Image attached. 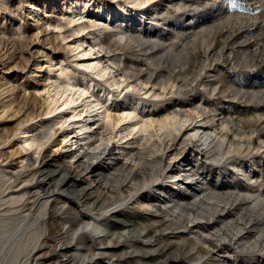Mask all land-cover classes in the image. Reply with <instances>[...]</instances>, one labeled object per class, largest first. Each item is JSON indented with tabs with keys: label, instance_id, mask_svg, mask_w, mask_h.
<instances>
[{
	"label": "rangeland",
	"instance_id": "374dc122",
	"mask_svg": "<svg viewBox=\"0 0 264 264\" xmlns=\"http://www.w3.org/2000/svg\"><path fill=\"white\" fill-rule=\"evenodd\" d=\"M84 1H88L91 5L83 11L81 17L77 13L69 17V12H71L69 0H0V104L6 100H11L14 106H19L20 102V114L18 112L17 115L19 117L22 115V118H24V114H30L33 108V111L36 112L32 111L33 113L23 120H17L16 116H14L15 118L12 116L0 117V169L9 174L8 176L14 175V180H11L8 176L3 178L6 182L0 201H5L0 203V219H6V223L4 222L2 225H6V229H9L7 225L13 228L11 233L17 227L13 214L19 213L16 208L21 203H18L17 206L15 204L11 205L7 197H10L11 200L30 188V183L26 181V174L39 167L36 163L31 165L32 160L40 159L41 155L49 152L46 161L61 158L59 163L64 164L71 161L74 155L81 157L85 154L84 150L91 152L86 143L107 139L111 135V128L106 127L104 121L97 120L99 117L96 116L97 113L93 104L97 102L106 103L107 108L113 115H118L121 110L135 109L137 114L150 119H163L173 115L174 111L180 110L179 112H182L183 110L182 113L189 114L192 112L194 119L181 131V134H176V139L168 141V138H166L165 146L168 148H165L166 153H164L163 159L165 160L166 157L167 160V156L172 157L180 148L182 155H177L176 164L183 163L184 166L182 167L184 169L187 160H192L190 162L198 166L195 172L196 175L192 176V180H189L186 175L182 176L180 180L171 178V175L166 172L167 163L165 160L158 181L141 191L147 195L157 197L160 191H156L155 186L165 189L171 187V182L177 181L180 188L175 186L178 190L176 192L191 196L189 203L183 204L185 210L174 209L173 211L167 210V212L165 209L162 213L161 211L154 212L155 209L140 211V209L134 208L132 203L136 202V198L130 195L129 186L133 188L132 183H135V180L130 181L132 185L127 184L128 181L125 183L126 188L128 187L126 192L128 194L125 193V198L117 201L116 187L118 183L116 182L125 178V172L113 169H109L107 173L98 178L102 185L97 180L96 183L99 187L101 186L100 190L102 189V192H100L102 196L98 198L96 193L91 194L92 196L88 195L91 192L90 189L80 196L81 193L78 190L86 186L84 182L79 185L81 177L79 179L72 177L67 185L63 183L65 192H62V190L57 191L58 177L62 176V172L53 173L51 169H47V176L51 179L45 182L41 194L42 198H51L50 200H52L60 196L68 202L72 209H76L84 216L100 222L109 217L111 224H108L110 226L109 230H106L108 233L97 234L90 227L86 230H78V234L87 235L86 237L90 242H93L94 237H104L105 235L106 237L109 236L107 242L111 240L120 241L119 245L108 246L112 253L111 256L96 257L95 260H102L106 264H124L126 262L134 264L135 262L131 261H136V256L142 253H132V250L128 247L131 242L142 241L140 236L145 231L150 232V235L144 242L152 246L149 256L153 258V261L149 264H213V262L205 260L208 256L199 260H190L194 250L185 240L194 239L193 231L196 228L189 234L179 224L173 226L172 230H165L164 233H161L164 224L163 222L158 223V220L172 221V218L180 213V215H184L183 217L186 218L185 221L187 222L191 213H194L196 218L191 217L194 222H187L189 223L188 226H193L195 222H202V217H208V213L202 211L204 208H208L207 205L213 204L215 208L217 206L226 208L227 206V211L221 213L222 221H224V225L221 224L222 228L230 229L226 233L237 232L239 226H246L248 229L240 233L245 238L243 243L241 242L240 245L233 244L228 248L230 249L231 258H237L236 262L233 259V262L220 264H264V138L259 139L257 137L259 131L250 133L249 129L253 126L258 127L260 131L264 130V0H153L151 5H146L151 8L146 10L148 15L146 14L143 18L139 16L140 9L130 4H126L128 12L121 13L114 9L115 3H113V0H80V3H84ZM180 1H187L186 6L188 7H179ZM34 7L41 9L37 17L33 14ZM99 9L105 11V14L101 17L98 16ZM110 9L115 11L109 13ZM186 13L201 17L199 23H195V28L180 31L176 26L173 27V21L181 19V15ZM93 23L96 24L95 27L91 26ZM133 28L138 30L130 33L126 31ZM139 30H142V32H138ZM123 32L126 35L123 39L119 38L120 36L117 37V34ZM201 34L202 36H200ZM157 36L162 37L161 44H159V40L155 39ZM153 41H157L158 45L154 44ZM183 46L188 47L189 53L183 51L180 56H172L174 54L170 48L183 50ZM146 49H149V51H146ZM146 57L148 60H146ZM187 58L189 59L187 60ZM89 63L97 64V69H87ZM124 64L129 65L127 67L128 72L125 73L132 77L124 75ZM191 66L192 68H190ZM99 70L104 71L103 77L95 73ZM134 70L135 72H133ZM149 74L152 76V82L147 83L145 79ZM67 75L73 77L71 83L77 86L76 90L79 88L84 89L89 92L91 97L85 96L67 107L60 106L55 113H52L53 115L43 114V110L45 111L48 105L47 98L50 95H55L53 88L60 84L64 85L63 81L65 82ZM171 76L177 81L168 80ZM57 83L58 85H56ZM169 83H174L175 87L170 86ZM3 86L5 87L2 89ZM178 88L179 90H177ZM14 99L18 102L16 100L14 102ZM60 99L63 101L62 96ZM108 99L109 101L106 102ZM200 103L204 105L203 111L197 114L194 108L199 107ZM25 104L26 106H24ZM27 106L31 109L28 110ZM36 115L40 117L37 118ZM24 120H26V123L23 122ZM60 120H68V122L63 127L62 123H59ZM134 120L131 119L117 127L115 130L117 139L115 138L113 144L109 145V148H114L113 152H115H112L114 157L111 156V159H109L108 156H102L104 157L103 165L109 164L111 165L110 168L113 166L120 167L121 164H117V161L125 162L127 153L137 154V152H140L139 150L143 152L145 147L157 140L156 136L150 137L147 134V138L146 134L130 133L129 122L131 123ZM224 121H228V123H225L228 124L227 130H222L221 124ZM81 123L84 124L83 130H81ZM20 124L22 125L20 126ZM242 124L248 127L246 129L247 133L237 135ZM18 128L21 130H18ZM197 128H201L199 129L201 131L205 128L206 132L211 130L210 134L213 135L212 138L215 140L213 144L208 145L204 155L196 150V147L202 143L201 140H198V137L191 136V140L187 141L186 145L185 143L182 144L187 136L190 137V132ZM229 129H231L230 132H228ZM48 130L55 136L49 139L48 144L46 143L47 145L43 149L38 150L37 142L34 140L37 137H42L44 132L46 133ZM222 132H226L223 134H228V139L235 143H245L242 145L240 152L229 153L225 156L217 154L215 144L219 139L218 135ZM65 135H69L71 138L63 141ZM124 136L125 138L122 139ZM241 136L243 137L241 138ZM248 140L253 142L251 147L247 145ZM29 143L32 146H29ZM61 143H63L62 146ZM226 144L228 145V143ZM22 146H25L28 150L23 151ZM121 150L125 152L123 153ZM144 151L146 152V150ZM81 160L86 161L88 159L82 157ZM52 165L58 166V163L53 162ZM145 170L147 169L142 172ZM140 174L141 172L138 171L134 177L138 179L141 176ZM201 174H203L204 179L199 178ZM9 179L11 182H9ZM192 181L197 183L198 187L201 186V189L195 195L188 193L185 187L187 183ZM133 194H135L134 191ZM106 195L109 199L104 200L103 197ZM87 199L90 203L96 201L101 204L103 202L105 208L97 213L91 211L87 206L82 205L83 201H87ZM201 200L202 202H200ZM61 201V199L54 200V203L57 202L58 206ZM62 203L58 207H62ZM227 203L230 204L227 205ZM167 204L173 205L169 202ZM162 207L165 208L164 205ZM8 208H12L11 211ZM48 209L55 217V222L57 221L56 223L59 224L58 228L56 225L54 226L51 237L45 230H41L43 224L40 222L43 219L46 220L47 216L40 217L38 224L35 222L37 224L35 227L40 224V229L37 230L33 224L31 225L34 221L31 219L34 216L31 215V220L27 218L20 224L28 225L31 222L29 224L33 229L31 230L29 227L24 233L21 227L18 233L12 236L13 238H9V241H12L10 243L15 240L17 243L19 240V249L13 248L12 250V247L16 246L15 242L12 247L10 243V245L3 244L4 246H0V249L2 247L6 249V251L2 250V254L0 253V256L3 255L0 257V264H33V256L38 260L35 264L49 263L54 253L49 252L48 241H55L53 235L56 234V230L64 227L63 225L60 226L61 223L66 219L73 221V216L69 212L58 214L54 208L48 207ZM217 209L219 210V208ZM20 214L25 215L26 211ZM34 214L35 217H38L40 212L36 211ZM58 217H60L59 221ZM253 220L255 221L250 222ZM9 221L14 223L11 222L10 224ZM29 230L32 232L30 233ZM156 230L157 232H155ZM3 231H0V234L3 235H0L1 242L3 238L2 243H4V239L8 240L11 234L7 233L6 236ZM161 235L165 236V239H162ZM27 236L28 238L25 240ZM32 238L36 241H32ZM1 242L0 245H2ZM30 243L31 247L29 246ZM254 243L257 245L254 246ZM20 244H22L21 247ZM251 244H253V247L250 246ZM23 247L25 248L23 249ZM78 247L83 250V254L86 253L85 248L81 245H78ZM94 248H96L95 245ZM73 253L74 251H72ZM51 254L52 256H50ZM4 256L6 257L3 258ZM81 256L79 253L76 259L78 260ZM107 258H110L111 261ZM210 259L219 262L215 256L210 257Z\"/></svg>",
	"mask_w": 264,
	"mask_h": 264
},
{
	"label": "bare ground",
	"instance_id": "6f19581e",
	"mask_svg": "<svg viewBox=\"0 0 264 264\" xmlns=\"http://www.w3.org/2000/svg\"><path fill=\"white\" fill-rule=\"evenodd\" d=\"M4 1V0H3ZM70 1V4H71V12H69V17L71 15H73L74 13H77L80 17H81V14L83 13V11L87 10L91 4H89V2L87 1H84V3H80V0H69ZM153 0H113V3H115V8L114 9H117V11L121 12V13H124V12H128L127 11V8H126V4H130L132 5L133 7H137L140 9V17L143 18L144 16H146L147 12L146 10L151 8L150 6H146V5H151V2ZM181 4H179V7H183V6H186V3L187 1H180ZM5 5V4H4ZM189 5V4H188ZM178 7V8H179ZM188 7V6H186ZM185 7V8H186ZM187 9V8H186ZM41 11L40 8L38 7H34L33 9V14L35 17L38 16L39 12ZM115 10H111L110 9V12L109 13H112L114 12ZM149 11V10H148ZM118 13V12H117ZM105 14V11L103 9H99L98 11V16L101 17ZM132 14V13H131ZM76 15V14H75ZM148 15V14H147ZM151 16V15H150ZM181 19L179 20H174L173 21V27H177L180 31L182 30H189V29H192L193 27L195 28V23L198 22L201 17L200 16H197L196 14H189V13H186V14H182L181 15ZM139 17V18H140ZM149 18V17H148ZM199 23V22H198ZM60 24V23H59ZM92 27H95L96 24L93 23L91 25ZM89 27V26H88ZM213 28V27H212ZM134 29V30H133ZM130 29V30H126V31H129L130 32H134L135 30H138V29ZM138 32H142V30H139ZM189 32V31H188ZM182 33V32H181ZM191 33V32H190ZM116 35V34H115ZM114 35V36H115ZM199 35V34H198ZM120 36L119 38L123 39L126 35L123 33H120V34H117V37ZM202 36V34L200 35ZM204 36V34H203ZM129 37V35H128ZM3 38V37H2ZM1 38V39H2ZM152 38V37H151ZM150 39V38H149ZM157 39V41L159 40V44H161L160 40H162V37H158L155 38ZM152 42V40H150ZM157 41H153L154 44L158 45ZM196 41V40H195ZM202 41V40H201ZM204 41V40H203ZM146 42V41H145ZM192 42V41H191ZM191 42H188V43H191ZM200 42V40H199ZM141 43V42H140ZM197 43V42H196ZM205 43V42H204ZM115 44V43H114ZM117 44V43H116ZM163 44V43H162ZM164 45V44H163ZM196 45V44H195ZM203 45V43H202ZM192 46V45H191ZM197 46V45H196ZM209 46V45H208ZM1 47V45H0ZM162 47V46H161ZM173 47V46H172ZM182 47V46H181ZM183 50H173V48H170L172 49L171 51H173L172 53L174 55L172 56H180L182 55L183 51H187V53H189V49L187 46H183ZM156 48V47H155ZM193 48V47H192ZM5 49V48H4ZM93 49V48H92ZM150 49V48H149ZM149 49L146 51H149ZM154 49V48H152ZM161 49V48H160ZM128 50V49H127ZM166 50V49H164ZM195 50V49H194ZM7 52V50H6ZM167 53V52H166ZM170 53V51H169ZM132 54V53H131ZM165 54V53H164ZM202 54V53H201ZM134 55V53H133ZM186 55V54H185ZM217 55V54H216ZM152 56V55H151ZM156 56H157V53H156ZM155 54H154V58L156 57ZM159 56V55H158ZM209 56V55H208ZM215 56V55H214ZM218 56V55H217ZM49 57V56H48ZM161 57V56H159ZM197 57V56H196ZM202 57V56H201ZM213 57V56H212ZM216 57V56H215ZM50 58V57H49ZM48 58V59H49ZM178 58V57H176ZM189 58H187L188 60ZM195 59V58H194ZM146 60H148V58L146 57ZM159 61V60H158ZM178 61V60H177ZM185 61V60H184ZM53 62V61H52ZM146 62V61H145ZM186 63V62H185ZM190 63V62H189ZM200 64V63H199ZM97 64H91L89 63L88 66H87V69L89 70H96L97 67H96ZM140 65V64H139ZM184 65V64H183ZM129 65H125L124 64V67H123V72H124V75L127 76V77H132L131 75H127L125 72L127 71V67ZM148 66V65H147ZM206 66V65H204ZM43 67V66H42ZM52 67V66H51ZM143 67V66H142ZM136 68V67H135ZM147 68V67H146ZM189 68V67H188ZM192 68V66L190 67ZM39 69V68H38ZM198 69H202V68H198ZM148 70V69H147ZM180 71V70H179ZM122 72V73H123ZM128 72V71H127ZM135 72V70L133 71ZM138 72V71H137ZM152 72V71H151ZM97 75H99L100 77L104 76V71H96L95 72ZM140 73V72H138ZM164 74V73H163ZM177 74V73H175ZM123 75V74H122ZM142 76V75H141ZM145 76V74H144ZM162 76V74H161ZM167 76V75H165ZM177 76H179L177 74ZM185 76V75H184ZM124 77V76H123ZM196 77V76H195ZM194 77V78H195ZM1 78V77H0ZM141 78V77H140ZM159 78V76H158ZM162 78V77H161ZM3 79V78H2ZM73 77L71 75H67L65 77V82L63 81L64 85H58V83L56 85L58 86H55L53 88V90L55 91V95L52 96L50 95L47 99L48 102L47 104V107L45 109V111L43 110V114H46V115H49V114H52L53 112L55 113V111L57 110L58 107L62 106V107H67L68 105L72 104V103H76L74 101L76 100H81L83 97H88L90 94L88 91L84 90V89H77V86L76 85H73L71 83ZM139 79V78H138ZM120 80V79H119ZM137 80V78H136ZM140 80V79H139ZM142 80V79H141ZM168 80H172V81H177L176 79H174V77H169ZM122 81V80H121ZM144 82V81H143ZM145 82H152V76H147V78L145 79ZM157 82V81H156ZM193 82V80H192ZM9 83V82H8ZM62 83V84H63ZM116 83V82H115ZM119 83V82H118ZM188 83V81H187ZM117 84V83H116ZM170 86H174L173 85L174 83H169ZM2 85V84H1ZM5 85V84H4ZM12 85V84H10ZM188 85V84H187ZM177 86V85H176ZM5 86L2 87V89L4 88ZM12 87V86H11ZM167 87V86H166ZM165 87V88H166ZM184 87V86H183ZM186 87V86H185ZM184 87V88H185ZM10 88V87H9ZM8 88V89H9ZM182 88V86H181ZM1 89V88H0ZM7 90V89H5ZM4 90V91H5ZM179 90V88L177 89ZM3 91V90H1ZM105 91V90H104ZM7 93V91H5ZM108 92V91H107ZM1 93V92H0ZM96 94V93H95ZM109 94V93H108ZM111 94V93H110ZM58 96L57 98L55 96ZM98 95V94H97ZM62 96V100L60 99V97ZM30 97V96H29ZM91 97V96H89ZM111 97V96H110ZM5 98V97H4ZM11 98V97H10ZM14 98H15V95H14ZM94 98V97H93ZM112 98V97H111ZM8 99V98H6ZM17 99V98H16ZM14 99L13 101L16 102L17 100ZM45 99V98H44ZM110 99V98H109ZM106 100V102L109 101ZM16 100V101H15ZM19 100V99H18ZM29 100V99H28ZM27 100V101H28ZM92 100V98H91ZM94 101V100H93ZM18 102V101H17ZM91 102V101H90ZM96 102V101H95ZM94 102V103H95ZM22 103V102H21ZM15 104V103H14ZM18 104V103H16ZM87 104H88V101H87ZM203 104V103H202ZM200 103V106L199 107H195L194 109H196V113H200L202 112V108L204 107V105H202ZM94 107H95V112L97 113L96 116L99 117V119H97L98 121H104L105 122V125L106 127H110L111 128V131H110V136L107 137V139H100V140H95V141H91V142H88L86 143L88 149H91V152H87L86 150L85 151V154H83L81 157L77 156V155H74L72 156V159L71 161L67 162V163H64V164H60L59 163V160L61 158H54L50 161H46V158L49 157V152H47L48 154H43L41 155L42 157L39 159H36L35 161H33L32 159H28V160H32V164L30 162L31 165H33L34 163H36L39 167L37 169H34L33 171H30L27 175V178H26V181L28 183H30V188L27 189L25 192H21L22 194L20 195H16V197H14L13 199L10 200V197H7L9 202H11V205H16L19 203H21L20 205H18V207L16 208L17 211H19V213H10V214H13V219L15 220V224L17 225V227L14 229V231L11 233L12 229L13 228H10L9 225L8 228L9 229H6V225H2L4 222L6 223V219H3L1 218L0 219V231H3V234L6 233V236H7V233H11L10 236L8 237V240L4 239V243L3 242V238H2V245L0 246H4L3 244H9L10 242L12 241H9V238H13L12 236H15V234L18 233V230L21 229L22 227V232L26 233L25 231H27L26 229L29 227L31 228V225L33 224L34 227L35 225L38 224V221L40 222V217H46V220H41V230H45L46 233L48 235H50L51 237V233L54 231V226L56 225V227L58 228L59 227V224H57L55 222V217L52 216L51 212L49 211V209L47 210V208H54V210H56V212L58 214H65L66 212H69L70 215L73 216V221L71 220H67L66 221H62L63 223H61L60 226H64V227H61L59 230H56V234L53 235V237L55 238V241H48L49 242V245L47 244V242H45L48 246H49V252L50 253H54L53 254V258H51V260L53 261H49L48 264H106L104 263L102 260H95L97 256H111L112 253H111V250L108 249L110 247L108 246H112V245H119L120 241L118 242H115V241H106L108 239V237H106V235L104 237H94L93 238V242H90V240L88 239V237H86L87 235H84V234H78V230H86V228H92L94 229L97 234H100V233H105L108 231L106 230H109L110 226H108V224H111L110 223V220H109V217L108 218H105L103 220V222H100L96 219H93V218H90V217H86L84 216L82 213H80L79 211H77L76 209H72L70 205H68V202L66 200H64L62 197L60 196H57L55 198H53L52 200H50L51 198H45L43 199L42 198V191L44 189V186H45V182L47 181H50L49 177L47 176V172L46 170L47 169H51L52 172H57V171H60L62 172V176L61 177H58L59 179V185L56 186L57 188V191L58 190H62V192H65L64 188H63V183L65 185H67L69 183L70 180H72V177H77L79 179V177H81V182L79 183L82 184V182H84V184L86 185L85 188H81L80 190H78L82 196V194L87 191V190H91V192H89L88 195L92 196L91 194H94L96 193L97 194V198L98 197H101L102 194H100V192H102L100 190V187L102 186L101 183L99 182L98 178L102 177L104 173H107L109 171V169H113V170H120V171H123L125 172V178L122 179L121 181L118 180V185L116 187V190H117V201L121 200V199H124L125 198V193L127 192V189L128 187L126 188L127 185H125V183L127 182V184H131L132 181H136L135 183H132L131 185L134 186L133 188L129 186V193L130 195L132 196H135L136 198V202L132 203L133 204V207L136 208V209H140V211H152L150 209H155L154 212H158V211H161L162 213L164 212V210L166 209V211L170 210V211H173L174 209H179L180 211H183L185 210V207L183 206V204H187L189 203V199L191 198V196L189 194H185V193H178L176 191L177 188H180L179 187V184L177 183V181H174V182H171V187H168V188H160L159 186H155L154 188L157 190L160 191V194L156 196H152V195H147L145 194L144 192H142L141 190L146 187H149V185L153 184V183H156L158 181V178L160 177V172L163 171V166H164V161L166 160V157H165V160L163 159L164 157V153L165 152V148L167 146L166 145V138H168V141H173L174 139H176V134H181V131H183V129L190 123L191 120H193V116L191 113L187 114V113H182V112H179V111H174V114L172 112L173 115H170V116H167L166 118H163V119H150V118H145V116L143 115H139L136 113L135 109L133 110H121L120 112H118L119 114L118 115H113L111 111H109V109L107 108L106 106V103H95L93 104ZM92 105V106H93ZM101 105V106H100ZM19 106L20 105V102H19ZM19 106H14L13 105V102L11 100H6L4 101L3 103L0 104V117H9V116H16V119H20V120H23L24 118L26 117H29L31 113L35 112L33 111H30L29 113L30 114H24V118H22V115L19 117L17 115L20 114V107ZM23 106V105H22ZM26 106V104L24 105ZM28 107V106H27ZM26 107V109H27ZM31 107V106H30ZM89 107V105H88ZM87 107V108H88ZM194 107V106H193ZM23 108V107H22ZM192 108V107H191ZM31 109L28 107V110ZM92 109V108H91ZM23 111V110H22ZM41 111V110H40ZM42 112V111H41ZM25 113V111H24ZM36 113V112H35ZM40 113V112H39ZM38 114V112H37ZM94 114V113H93ZM171 114V113H169ZM195 114V113H194ZM41 115V114H40ZM53 115V114H52ZM33 116V115H32ZM200 116V115H198ZM35 117H40L39 115L35 116ZM15 118V117H14ZM35 119V118H34ZM131 119H135L133 122H129V131H131L130 133H135L137 132V134H148L150 135V137H154L156 136L157 137V140H154L152 144L148 145V147H145L144 150H146V152L143 150H139L140 152H137V154H131V153H127V155L125 156V162H121V161H117V164H121L120 167H112L110 168L111 165H103L102 162H103V159L104 157L108 156L109 159H111V156L114 157L113 153V149L114 148H109V145L113 144V140L116 138L117 139V135L115 134V130L117 129V127H119L122 123H126L127 121L131 120ZM27 120V119H26ZM26 120H24L23 122L26 123ZM61 121V120H60ZM59 123H62V126L68 122V120H63ZM210 121V120H209ZM28 122V121H27ZM58 123V122H57ZM56 123V124H57ZM207 123V122H206ZM225 123H228V121H224L223 124H221L222 126V130H227L228 128V124H225ZM23 124V123H22ZM20 124V126L22 125ZM219 124V125H220ZM24 125V124H23ZM61 125V124H60ZM82 127H81V130H83V127H84V124L81 123L80 124ZM19 126V127H20ZM62 126H61V129H62ZM214 126V125H213ZM234 126V125H233ZM258 126V125H257ZM261 126V125H260ZM47 127V126H46ZM49 127V126H48ZM64 127V126H63ZM212 127V126H211ZM220 127V126H219ZM230 127V126H229ZM236 127V126H235ZM51 128V127H50ZM216 128V127H215ZM234 128V127H232ZM248 127L245 125V124H242L240 125L239 127V131L237 132V135H241L243 133H247L246 129ZM20 128H18L19 130ZM60 129V128H59ZM201 128H197V129H193L191 132H190V137L188 138L187 136V139L183 141V145L185 143H187V141L191 140V136L194 137V138H199L198 140H201L200 142H202L199 146H197L196 150H198L200 152V154L204 155V153L206 152V148L208 147V145H210L211 143L213 144V142L215 141L214 138H212L211 136V130L210 132L209 131H205V128L201 131L199 130ZM250 129V133H253L255 131H259V134H258V138L259 139H263L264 138V130L260 131L258 130V127H249ZM248 129V130H249ZM17 130V129H15ZM21 130V129H20ZM46 130V129H45ZM54 130V129H53ZM231 129L228 130V132H230ZM55 131V130H54ZM53 131V132H54ZM201 131V132H200ZM215 131V130H214ZM227 132V131H226ZM226 132H222L220 135H218V140L215 144L216 146V149H217V154H219V156H225L229 153H237V152H240L241 151V147L242 145H244L243 143L241 142H234L232 140H229L228 139V134H223V133H226ZM249 133V134H250ZM56 134V133H55ZM234 134V133H233ZM121 135V134H120ZM128 135V134H127ZM133 135V134H132ZM136 135V134H135ZM148 135L146 136L148 138ZM189 135V134H188ZM40 136V135H39ZM54 137L55 135L52 134V132H50L49 130L44 134L42 135V137H37L34 141H36V145H37V148L38 150L39 149H43V147L45 145H47L49 139L51 137ZM126 136V135H125ZM125 136L122 138L124 139ZM217 136V135H216ZM235 136V135H234ZM252 136V135H251ZM250 136V137H251ZM243 136H241L242 138ZM71 138V136L69 135H65V137L63 138V141H66V140H69ZM89 138V137H88ZM119 138V137H118ZM145 138V137H144ZM46 139V140H45ZM115 139V140H116ZM247 139H248V136H247ZM149 140V139H148ZM178 140V139H177ZM234 140V139H233ZM239 140V138H238ZM150 141V140H149ZM240 141V140H239ZM242 141V139H241ZM264 141V139H263ZM262 141V142H263ZM33 142V141H32ZM62 142V141H61ZM198 142V143H200ZM245 142V141H244ZM34 143V142H33ZM47 143V144H46ZM60 143V142H59ZM149 143V142H148ZM173 143V142H172ZM228 143V145L226 144ZM261 143V142H260ZM65 144V143H64ZM96 144V145H95ZM169 144V143H167ZM253 144L252 140L247 142V145L249 147H251ZM61 146L63 145V143L60 144ZM261 145V144H260ZM258 145L259 147H263V146H260ZM29 146H32L31 143H29ZM61 148V147H60ZM168 148V147H167ZM215 148V147H214ZM22 149L23 151L25 150H28V148H26L25 146H22ZM180 149V148H179ZM178 149V151L176 153L173 154L172 157H168L167 156V160L169 159V161L167 162L166 160V163H167V173H169L171 176V178H177L178 180H180V178L184 175H186L188 177L189 180H192L194 175H196V169H197V165L190 162L192 160H187V164H185V168L183 169L182 166L183 163L181 164H176L177 161V155L181 154V151ZM247 149V148H246ZM47 151V150H46ZM122 151V150H121ZM184 151V150H183ZM182 151V152H183ZM113 152V153H112ZM123 153L125 152L124 150L122 151ZM211 152V151H210ZM216 153V152H214ZM41 154V153H40ZM162 154V155H161ZM125 155V154H124ZM182 155V154H181ZM104 156V157H102ZM117 156V155H116ZM166 156V154H165ZM82 157H86L88 160L84 161V160H81ZM112 157V158H113ZM124 157V156H123ZM147 157H149L147 159ZM218 157V156H216ZM116 158V157H115ZM35 159V158H34ZM219 159V158H218ZM117 160V159H116ZM62 161V160H61ZM110 161V160H109ZM195 161V160H194ZM29 162V161H28ZM53 162H57L58 163V166L56 165H52ZM174 162V163H173ZM29 164V165H30ZM149 166V167H148ZM22 167H25V166H22ZM27 167V166H26ZM27 169V168H26ZM144 169H147L145 170L144 172H142ZM1 170V169H0ZM27 171V170H25ZM29 171V170H28ZM140 171L141 172V176H139L140 178L136 179L137 177H134L136 175V173ZM22 172V171H21ZM20 172V173H21ZM17 173V172H16ZM19 173V172H18ZM27 173V172H26ZM110 173V172H109ZM121 173V172H120ZM23 174V173H21ZM165 174V173H164ZM198 174V173H197ZM9 174L5 173L4 171H0V196H1V193L3 192V188L5 186V182L3 180V178H6ZM54 175V174H53ZM108 175V174H107ZM139 175V174H138ZM13 176L14 175H10L8 177L11 178V180L13 179ZM17 176V174L15 175V177ZM24 176V175H23ZM22 176V177H23ZM52 176V175H51ZM203 174H201L199 176V178L201 177V179H204L203 177ZM19 177V176H18ZM17 177V178H18ZM21 177V178H22ZM106 178V177H105ZM187 179V180H188ZM10 180V179H9ZM11 180L9 182H11ZM14 180V179H13ZM98 180V182L100 183V187L98 185V183H96ZM8 181V180H7ZM131 181V182H130ZM8 182V183H9ZM7 183V184H8ZM15 183V182H14ZM27 183V184H28ZM75 183V182H74ZM55 184V183H54ZM52 185V184H51ZM76 185V184H75ZM70 186V185H68ZM67 186V187H68ZM173 186V187H172ZM176 186V187H175ZM199 185L197 183H193L190 182V183H187L186 184V189L188 191V193H193L194 195L198 193L199 189H201V186L198 187ZM49 188V186H47ZM205 187V186H204ZM55 188V189H56ZM6 189V188H5ZM9 189V188H8ZM50 189V188H49ZM54 189V190H55ZM216 189V188H215ZM210 190V189H209ZM5 191V190H4ZM67 191V190H66ZM76 191V192H78ZM133 191L135 192V194H133ZM186 191V192H187ZM202 191V190H201ZM204 191V190H203ZM214 191V190H213ZM220 191V190H219ZM205 192H206V189H205ZM109 193V191H108ZM203 193V192H202ZM128 194V193H126ZM4 195V194H3ZM9 195V194H8ZM85 195V194H84ZM26 196V197H25ZM50 196V195H49ZM48 196V197H49ZM79 196V197H80ZM110 196V195H109ZM113 196V195H112ZM199 196V195H198ZM87 197V196H86ZM116 197V196H115ZM167 197V198H165ZM194 197V196H193ZM3 198V197H2ZM114 198V197H113ZM130 198V197H129ZM134 198V197H133ZM204 198V196H203ZM222 198V196H221ZM232 198V197H231ZM6 199V198H5ZM61 199L63 202V206L62 207H58L57 206V202L54 203V200H59ZM104 200L106 199H109L108 195L104 196L103 197ZM199 199V198H198ZM132 200V199H131ZM200 200V199H199ZM3 201V200H2ZM0 201V203L2 202ZM5 201V200H4ZM3 201V202H4ZM7 201V200H6ZM109 201V200H108ZM128 201V200H127ZM131 202V201H130ZM173 203L172 206H170L169 204L167 203ZM193 202V201H192ZM202 202V200L200 201ZM238 202V201H237ZM241 202V201H240ZM13 203V204H12ZM51 203V204H50ZM165 206L162 207L163 205ZM50 204V205H49ZM230 204V203H227V205ZM4 205V203H3ZM10 205V204H9ZM84 206H87V208L91 211H96V213L99 211V210H103L105 208V205L104 203L102 202L101 204H98V202L94 201V202H89L88 199L87 201H83V204ZM207 205V204H206ZM235 205V204H234ZM240 205V203H239ZM187 206V205H186ZM208 208H204V210H202L203 212H206L208 213V217H202L201 219H203L202 222L200 223H194V225L192 226H188L189 223L187 222H194L191 217L193 218H196V215H194V213H191L190 215V218H188V221L186 222L185 219H184V215L182 216V214L180 215V213L176 214L177 216L173 217L172 219L175 220V221H165V220H158V223H161L163 222V228L161 229V233L165 230H172V227L173 226H177L180 224V226L182 225V227L184 229H186L188 231V233H192V230L196 228V230L194 231H197V232H194L193 231V234H194V239H191V240H185L186 243H189V245H191V249L194 250V254L191 256L190 260H199V259H202L204 258L205 256H208L205 260L206 261H211L214 263H227V262H233V259L234 261L236 262L237 258L236 257H232L230 256V249H228L231 245L233 244H238L240 245V243L244 241L245 238H243L242 235H240L241 231H245L246 229H248L246 226H239L237 229L238 231L235 232H230V234H227L226 231H229L230 229L226 228H222L221 224H223L224 221H222V215L221 213L223 214V212L225 213V211H227V206L226 208H220V206H217L215 208V205L213 204H209L207 205ZM13 207V206H12ZM15 207V206H14ZM39 207V209H37ZM126 207V206H125ZM132 208V209H134ZM219 208V210L217 209ZM230 208V207H229ZM12 209V208H11ZM11 209L8 208V210L11 211ZM43 211H42V210ZM107 209V208H106ZM237 209V208H236ZM15 211V209H13ZM23 210V211H22ZM188 210V209H187ZM193 210V209H192ZM231 210V209H229ZM6 211V210H5ZM26 211V214L24 215H21L20 213L22 212H25ZM40 212V215L38 217H35V214L34 212ZM167 211V212H168ZM1 212V211H0ZM234 212H237V211H234ZM229 213V212H228ZM5 214V213H4ZM9 214V213H7ZM153 214V213H152ZM165 214V213H164ZM174 214V213H173ZM231 214V213H230ZM229 214V215H230ZM34 216L32 217L31 219L34 220L33 223H31V225L28 223V225L24 224H20L22 222H24L25 220H27V218L29 220L30 219V216ZM172 215V214H171ZM225 215V214H224ZM223 215V216H224ZM228 215V214H227ZM11 216V215H10ZM65 216V215H64ZM102 216V215H101ZM201 216V215H200ZM2 217V216H1ZM61 217V216H60ZM60 217H58V221L60 220ZM71 217V216H70ZM112 217V216H111ZM114 218L116 216H113ZM169 217V216H168ZM186 217V216H185ZM10 218V217H9ZM151 218H154V217H151ZM150 218V219H151ZM160 218V217H159ZM163 218V217H162ZM240 218V217H239ZM11 219V218H10ZM12 219V220H13ZM56 219V220H57ZM146 219V218H145ZM149 219V218H148ZM164 219V218H163ZM167 219V218H166ZM169 219V218H168ZM65 220V219H64ZM227 220V219H226ZM232 221V219H231ZM230 221V222H231ZM234 221V220H233ZM241 221V220H240ZM255 220L253 221H250V222H254ZM13 222V221H11ZM11 222L9 221L8 223L11 224ZM19 222V223H18ZM35 222H37V224H35ZM151 222V221H150ZM153 222V220H152ZM166 222V224H165ZM257 222V221H256ZM259 222V221H258ZM261 222V221H260ZM14 223V222H13ZM26 223V222H25ZM156 224V223H155ZM229 224V223H228ZM13 225V224H12ZM22 225V226H21ZM148 225V224H147ZM160 225V224H158ZM224 225V224H223ZM226 225V224H225ZM247 225V224H245ZM14 226V225H13ZM40 226V224H39ZM38 227H35L37 228L38 230ZM162 226V225H161ZM251 226V225H250ZM253 226V225H252ZM55 227V228H56ZM142 227V226H141ZM144 227V226H143ZM146 227V226H145ZM160 227V226H159ZM249 227V225H248ZM6 230H5V229ZM33 228H31L32 230ZM40 229V228H39ZM53 229V230H52ZM145 229V228H144ZM251 229V228H250ZM40 231V230H39ZM127 231V230H125ZM136 231V230H135ZM29 232L31 233L32 231L29 230ZM124 232V231H123ZM142 232V231H141ZM157 232V230L155 231ZM160 232V231H159ZM158 232V233H159ZM163 232V233H164ZM44 233V232H43ZM126 233V232H125ZM249 233V232H248ZM21 234V233H20ZM28 234V233H27ZM35 234V233H34ZM160 234V233H159ZM1 235V234H0ZM24 235V234H23ZM26 235V234H25ZM37 235V234H36ZM47 235V236H48ZM150 235V232H144L140 237L142 239V241L140 242H137V241H134V242H131L129 244V249L132 250V253H137V252H141L142 254L139 255V256H136V261H131V262H135L134 264H149L151 261H153V258L149 256V252L151 251L150 249L152 248V246L147 243V242H144L147 240V238H149L148 236ZM3 236V235H1ZM18 236V235H17ZM34 235L32 234V237ZM46 236V235H45ZM111 237V236H110ZM5 238V237H4ZM17 238V237H16ZM23 238V236H22ZM21 238V239H22ZM28 238V236L25 238V240ZM49 238V237H48ZM90 238V237H89ZM112 238V237H111ZM134 238V237H133ZM159 238V236H158ZM161 238L162 239H165V236H162L161 235ZM184 238V237H183ZM20 239V241H21ZM29 239H30V236H29ZM33 239V238H32ZM31 239V240H32ZM135 239V238H134ZM29 240V241H31ZM45 240V238H44ZM92 240V239H91ZM249 240V239H248ZM14 241V240H13ZM16 241V240H15ZM14 241V242H15ZM19 241V240H18ZM15 244L16 246L13 245V243H10L11 244V247H12V250L13 248H15L16 250L19 249L18 245L20 242H18ZM28 241V242H29ZM34 241V239L32 240ZM36 241V240H35ZM34 241V242H35ZM148 241H151V240H148ZM155 241H159V240H155ZM163 241V240H162ZM22 242V241H21ZM170 242V241H169ZM23 243H24V240H23ZM22 243V244H23ZM129 243V242H128ZM247 243V242H246ZM9 244V245H10ZM20 244V247L21 245ZM25 245V243H24ZM31 245V243L29 244V246ZM78 245H81L83 248H85L87 251L85 254H83V250H81ZM94 245L96 246V248H94ZM161 245V244H160ZM249 245V244H247ZM253 244H251L250 246H252ZM257 245L254 243V246ZM46 246V245H45ZM188 246V245H187ZM235 246V245H234ZM243 246V245H242ZM241 246V247H242ZM6 247V246H5ZM10 247V246H8ZM18 247V248H17ZM31 247V246H30ZM34 247V246H33ZM114 247V246H113ZM117 247V246H116ZM165 247V246H163ZM249 247V246H248ZM253 247V246H252ZM251 247V249H252ZM4 247H2L0 249V253L2 254V250H5L6 249H3ZM25 247H23L24 249ZM35 248V247H34ZM82 248V249H83ZM126 248V246H125ZM155 248V247H154ZM181 248V247H180ZM189 248V247H188ZM187 248V249H188ZM239 248V247H238ZM237 248V249H238ZM8 249V248H7ZM53 249V250H52ZM122 249V248H120ZM177 249V248H176ZM248 249V248H247ZM28 250V248H27ZM34 250V249H32ZM169 250V249H168ZM190 250V249H189ZM232 250V249H231ZM236 250V249H235ZM244 250V249H243ZM22 251V250H21ZM26 251V250H25ZM72 251H74V253L72 254ZM95 251V252H94ZM126 251V250H125ZM156 251V250H155ZM162 251V250H161ZM254 251V249H253ZM252 251V252H253ZM8 252V251H7ZM10 252V250H9ZM17 252V251H16ZM251 252V251H250ZM81 254L82 256L77 260V255L78 254ZM116 253V252H115ZM160 253V252H159ZM166 253V252H165ZM6 254V253H5ZM36 254V253H35ZM167 254V253H166ZM184 254V253H183ZM3 256V255H1ZM0 256V257H1ZM30 256V255H29ZM33 256V254H32ZM52 256V254L50 255ZM166 256V255H165ZM212 256H215L218 258L219 262L218 261H212L210 259V257ZM6 256H4L3 258H5ZM40 257V256H39ZM159 258V257H158ZM162 258V257H161ZM13 259V258H12ZM111 261L110 258H107ZM160 259V258H159ZM9 260V259H8ZM28 260V259H27ZM33 264H35L36 260L35 259V256H33ZM164 260V259H163ZM2 261V260H1ZM14 261V260H12ZM222 261V262H221ZM3 262V261H2ZM8 262V261H7ZM11 262V261H10ZM9 262V263H10ZM16 262V260H15ZM18 262V261H17ZM91 262V263H89ZM4 264V263H3ZM11 264V263H10ZM31 264V263H30ZM121 264V263H120ZM124 264H131L130 262L129 263H124ZM161 264V263H159ZM260 264V263H259Z\"/></svg>",
	"mask_w": 264,
	"mask_h": 264
}]
</instances>
